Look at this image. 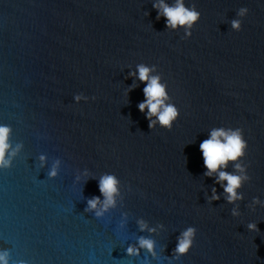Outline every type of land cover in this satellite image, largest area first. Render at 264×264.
Masks as SVG:
<instances>
[{
    "label": "water",
    "instance_id": "obj_1",
    "mask_svg": "<svg viewBox=\"0 0 264 264\" xmlns=\"http://www.w3.org/2000/svg\"><path fill=\"white\" fill-rule=\"evenodd\" d=\"M159 3L0 0V126L9 152L21 145L0 169V264H264V0H184L201 13L189 38L157 19ZM138 64L167 83L165 103L180 112L170 131L149 129L138 108ZM236 128L245 157L205 176L200 143ZM221 171L249 177L236 189L242 199L228 202ZM106 174L119 191L96 218L87 199L103 201ZM189 226L193 246L176 259Z\"/></svg>",
    "mask_w": 264,
    "mask_h": 264
},
{
    "label": "clouds",
    "instance_id": "obj_2",
    "mask_svg": "<svg viewBox=\"0 0 264 264\" xmlns=\"http://www.w3.org/2000/svg\"><path fill=\"white\" fill-rule=\"evenodd\" d=\"M154 8L158 9L157 19L161 16L166 18V28L173 30L183 28L184 38H189L192 35V29L194 25L200 20L201 13L197 11L195 4L190 7H186L184 0H175L173 5H168L160 0L159 4H153ZM162 10V11H160ZM248 13L247 8H240L237 12L239 17L246 16ZM231 28L235 31H240L242 27V22L239 19H233L231 21ZM156 69L155 65L151 68L145 64H138V79L145 84L143 88V95L145 100L139 103L138 108L141 112H144L147 108L146 119L148 120L149 129H154L157 122L162 128L171 130L173 127V121H176L180 115L179 109L174 104H166L165 101L169 99V94L167 92V83H161V76H150V72ZM130 75H134L130 73ZM82 98L88 99L83 94H77L74 97L76 102H79ZM95 99V97H93ZM155 116L156 119L153 120L152 117ZM9 127L0 126V169H9L12 166V157H15L17 151L21 145H17L15 149L11 148L8 143ZM223 137V142L221 141ZM247 142L244 139L243 131L240 128L235 130L224 129L213 130L211 137L207 140H203L199 149L202 153L204 167L208 170L204 173L205 176H211V173L216 172L221 166H226L229 161H236L240 157H245ZM7 157V158H6ZM45 157L41 155L40 160L43 162ZM59 162L57 161V164ZM235 167L238 170L241 169L240 164H236ZM50 178L57 176V165L54 164L50 171L48 172ZM243 180L249 179L248 176L241 177L239 175L230 174L225 171L219 172V180L227 181L224 186V192L227 193V200L232 203L238 199H242L241 195L237 194L236 189L241 186ZM219 182V181H217ZM118 184L119 180L114 174H106L100 177L98 182V188L100 194L104 197L101 201L100 196H92L87 199V206L85 212L94 214L96 218H103L105 213L112 207H115V195L118 194ZM213 200H218L219 197L215 194V189L213 190ZM258 202V201H257ZM99 205V207H98ZM233 216L237 215L236 211L233 210L231 213ZM147 227L143 221L140 222L141 231ZM247 228L249 231L257 232L259 231L255 223H248ZM151 231V230H150ZM197 229L195 227H187L179 237H177V244L173 250V255L176 259L181 256L186 255L193 246ZM139 245L141 248L147 249L148 252L155 256L154 242L150 238L140 237ZM128 256L138 255V249L129 246L126 249ZM4 257H0L3 260ZM4 264H7L5 260ZM23 264V261L20 262Z\"/></svg>",
    "mask_w": 264,
    "mask_h": 264
}]
</instances>
